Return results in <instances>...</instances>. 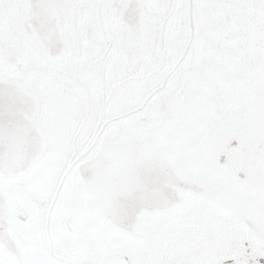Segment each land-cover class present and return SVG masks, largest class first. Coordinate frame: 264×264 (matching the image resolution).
Instances as JSON below:
<instances>
[{"label":"snow or ice","instance_id":"snow-or-ice-1","mask_svg":"<svg viewBox=\"0 0 264 264\" xmlns=\"http://www.w3.org/2000/svg\"><path fill=\"white\" fill-rule=\"evenodd\" d=\"M0 264H264V0H0Z\"/></svg>","mask_w":264,"mask_h":264}]
</instances>
